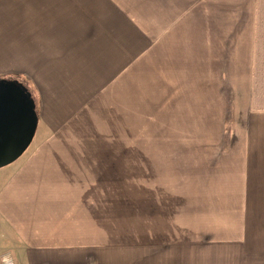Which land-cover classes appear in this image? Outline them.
Segmentation results:
<instances>
[{
	"label": "rangeland",
	"instance_id": "1",
	"mask_svg": "<svg viewBox=\"0 0 264 264\" xmlns=\"http://www.w3.org/2000/svg\"><path fill=\"white\" fill-rule=\"evenodd\" d=\"M71 4L0 0V78L26 85L38 115L17 159L47 185L23 238L97 264H264V50L240 33L220 49L205 21L264 0L200 1L182 32L92 64Z\"/></svg>",
	"mask_w": 264,
	"mask_h": 264
},
{
	"label": "crops",
	"instance_id": "2",
	"mask_svg": "<svg viewBox=\"0 0 264 264\" xmlns=\"http://www.w3.org/2000/svg\"><path fill=\"white\" fill-rule=\"evenodd\" d=\"M64 1L72 2L69 15L72 19L71 27L77 24L75 19L78 18V28L75 30L78 36H75L74 41L78 42L76 47L79 49V59L83 56L93 58L88 62L92 64L98 58L107 63L106 59L114 58V47H121L122 43L127 44L124 46L128 50L140 49L139 51L144 52L145 49L152 48L158 40L168 39L173 33L182 32L184 16L188 17L193 10L198 11L200 1L212 0ZM66 16L67 14H63V17ZM206 16L212 17L209 19L210 23L205 20L207 28L212 27L219 33L222 45L220 49L237 48L235 42L232 44L234 37L230 34L240 33L242 36L238 35V40L242 38L241 41L248 43L245 49L256 47V50H264V10H258L257 13L255 9L247 8L218 12L213 10L212 14ZM69 28H64L63 32ZM207 41L213 42L212 36L208 35ZM195 47H198L197 44ZM250 53L251 51L247 53L249 59L252 58ZM127 56L130 57V54ZM228 57L223 53L219 64H229L224 61ZM100 62L99 60L98 63ZM38 170L37 165L22 163L19 159L0 168V258L8 253L15 264H97V258H92L86 249L70 243L42 244L37 235L23 238L24 225L39 224L37 194L47 192V185H43L45 178L41 182L43 177Z\"/></svg>",
	"mask_w": 264,
	"mask_h": 264
},
{
	"label": "water",
	"instance_id": "3",
	"mask_svg": "<svg viewBox=\"0 0 264 264\" xmlns=\"http://www.w3.org/2000/svg\"><path fill=\"white\" fill-rule=\"evenodd\" d=\"M38 115L30 92L15 80L0 78V168L29 146Z\"/></svg>",
	"mask_w": 264,
	"mask_h": 264
},
{
	"label": "built area",
	"instance_id": "4",
	"mask_svg": "<svg viewBox=\"0 0 264 264\" xmlns=\"http://www.w3.org/2000/svg\"><path fill=\"white\" fill-rule=\"evenodd\" d=\"M0 264H13V260L8 255L1 257Z\"/></svg>",
	"mask_w": 264,
	"mask_h": 264
},
{
	"label": "trees",
	"instance_id": "5",
	"mask_svg": "<svg viewBox=\"0 0 264 264\" xmlns=\"http://www.w3.org/2000/svg\"><path fill=\"white\" fill-rule=\"evenodd\" d=\"M16 82L20 83V84L25 88V90H27V91L30 92L29 88H28L26 85L22 84V82H19V81H16ZM30 95H31V92H30ZM32 99H33V98H32ZM33 101H34V100H33Z\"/></svg>",
	"mask_w": 264,
	"mask_h": 264
}]
</instances>
